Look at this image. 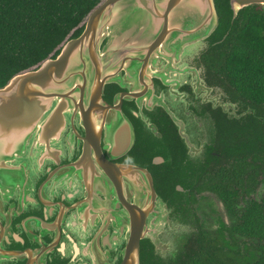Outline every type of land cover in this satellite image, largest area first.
I'll use <instances>...</instances> for the list:
<instances>
[{"label":"flooded vegetation","instance_id":"flooded-vegetation-1","mask_svg":"<svg viewBox=\"0 0 264 264\" xmlns=\"http://www.w3.org/2000/svg\"><path fill=\"white\" fill-rule=\"evenodd\" d=\"M206 49L207 39L195 56L185 49L177 60L162 57L138 80L123 70L120 82L105 84L102 95L106 105L120 109H91L89 143L81 114H67L65 121L60 114L56 120L65 128L57 142L26 153L20 171L17 161L8 163L14 173L0 182V264H122L134 218L151 230L162 217L159 237L176 245L162 257L144 238L140 264L150 255L167 261L185 252L210 211L201 197L216 195L200 191L202 170L226 160L223 130L240 116L221 75L204 65ZM120 115L126 126L117 133L113 122ZM127 167L151 175L157 200L151 195L146 216L139 210L146 178Z\"/></svg>","mask_w":264,"mask_h":264},{"label":"water","instance_id":"water-1","mask_svg":"<svg viewBox=\"0 0 264 264\" xmlns=\"http://www.w3.org/2000/svg\"><path fill=\"white\" fill-rule=\"evenodd\" d=\"M229 3L234 18L246 7H264V0ZM218 22L215 0H101L79 25L84 28L80 36L70 38L72 32L49 57L15 74L0 88V182L14 173L10 161H17L15 172L20 171L26 153H42L44 146L57 142L58 132L65 128L56 120L60 114L64 121L67 114H81L89 128V143L93 137L91 109H120L103 101L105 84L120 82L123 70L126 77L138 80L162 57L172 55L177 60L185 49L192 50L209 38ZM122 118L120 115L119 122H113L114 132L125 129ZM188 145L194 152V146ZM127 168L146 178L138 208L146 216L151 195L157 200L151 175L140 168ZM159 203L165 206L162 200ZM155 223L146 230L145 220H132L122 264H140L144 238L162 257L173 252L171 243L159 237L166 221L161 217Z\"/></svg>","mask_w":264,"mask_h":264},{"label":"trees","instance_id":"trees-1","mask_svg":"<svg viewBox=\"0 0 264 264\" xmlns=\"http://www.w3.org/2000/svg\"><path fill=\"white\" fill-rule=\"evenodd\" d=\"M100 1L0 0V88L49 57L72 32L70 38L80 36L79 25ZM215 4L218 27L207 38L203 63L221 75L240 116L223 130L226 160L203 169L199 186L218 196L231 223H220L215 234L200 228L174 260L150 255L143 264H264V195L249 197L264 176V7H246L234 18L229 0Z\"/></svg>","mask_w":264,"mask_h":264},{"label":"rangeland","instance_id":"rangeland-1","mask_svg":"<svg viewBox=\"0 0 264 264\" xmlns=\"http://www.w3.org/2000/svg\"><path fill=\"white\" fill-rule=\"evenodd\" d=\"M201 43H203V41L200 43H197V45L195 47H193L192 53H189V54H191V56H195L197 54L196 52H194V50L196 48H198V46ZM198 72L199 71L196 70V72H194V74H197ZM263 195H264V176L260 175L258 183L256 185V188H255V190H253L249 193V197H251L257 201H260ZM215 196L214 195H207L206 197H201V201H200L201 204H203V206H205V207L207 206L210 209V211H209L205 208L206 210H205L204 217L201 219L202 226L204 227V230H206L210 233H213V234H215L222 227V224H220V223L223 222L227 225H229L231 223V219H230L229 215L227 214L222 201H220L219 199L215 200L214 198H217ZM168 239H170V238H168ZM168 239H167V237L163 236L164 242L166 241V243H167ZM175 247H176V245H175ZM175 247H174V249H175Z\"/></svg>","mask_w":264,"mask_h":264}]
</instances>
